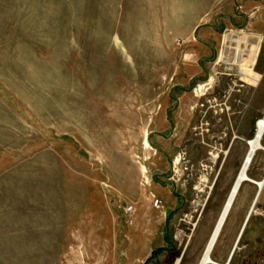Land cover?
<instances>
[{"label":"rangeland","instance_id":"obj_1","mask_svg":"<svg viewBox=\"0 0 264 264\" xmlns=\"http://www.w3.org/2000/svg\"><path fill=\"white\" fill-rule=\"evenodd\" d=\"M262 118L264 0H0V264H198ZM262 194L229 264L264 259Z\"/></svg>","mask_w":264,"mask_h":264},{"label":"crops","instance_id":"obj_2","mask_svg":"<svg viewBox=\"0 0 264 264\" xmlns=\"http://www.w3.org/2000/svg\"><path fill=\"white\" fill-rule=\"evenodd\" d=\"M232 22H233L232 19H230L228 21L227 20L224 21L225 24H232ZM221 40H222L221 36L219 35V33L215 30V28L213 26H207V27H204V28L198 30L196 35L191 38V40H190L191 41V44H190L191 52H190V54H187V55H188V57L191 58L190 59L191 61H194L192 65L196 68H197V66H199L200 70H199V72H196V73L191 72V74L189 75V81L190 82L195 81L196 78L199 77V75L205 74V68H204L205 64L210 63V60H211L208 57L209 49L212 45H214L218 51ZM214 56L216 57V55H214ZM213 59H214V57H213ZM194 67H193V69H196ZM246 136H247L246 138H248L249 134ZM255 158H256V163L258 164V167L259 168L264 167V164H262V163H264V154L259 155V153H258ZM254 176H255L254 180H260V178H261V177H258L256 175H254ZM253 185H254V183L250 184V182H249V184H244L241 188V191L244 189L246 194L243 197V199L240 201L239 205L241 208H239V212H238L237 216L235 217L234 222L230 226V229L228 230V233L226 235V238L223 242L222 247L216 252L215 258H213V260L217 264H222V263L228 262L229 258L231 257V254H232L231 251H233L232 249H234V247L236 246V249L233 253V257H234V254L238 248V245H239L240 241L242 240V237L246 234L248 226L250 225V221H252L251 217L253 214H252V212L250 213V208L253 204V201H254V198H255V195L257 192V191H255V187ZM262 195L263 194L261 192V194L258 196L259 198H257V202L259 201V199ZM238 197H237V199H238ZM237 199L235 200V203H236ZM256 203H255V205H256ZM247 216H248V220H247L248 222L246 221L247 225L245 227L244 222H245ZM201 237L199 238L197 244L195 245L193 253L199 248L198 246H199ZM255 239H256V234H255V231H253L249 236L248 243L246 244V246H248V248H250V250L252 248H255L254 247L255 246ZM154 251H155V253L153 254ZM154 251H151V254L149 256H147V258H145V260L140 261L139 264H163L165 258H163L161 256V254L158 256L156 255L157 252H159V251H157V250H154ZM233 257H232V259H233ZM148 260H149V262H148ZM179 261H180V258L177 259L176 264H178Z\"/></svg>","mask_w":264,"mask_h":264},{"label":"bare ground","instance_id":"obj_3","mask_svg":"<svg viewBox=\"0 0 264 264\" xmlns=\"http://www.w3.org/2000/svg\"><path fill=\"white\" fill-rule=\"evenodd\" d=\"M248 66H249L248 62H244V67H243L244 73L242 74L243 77L241 80L250 84L249 83V81H250L249 77H251V76L248 72H246L249 70ZM256 82H257V80H256ZM251 84H253V83H251ZM263 139H264V119H261V121L256 125V132H255L254 136L252 138L246 140L247 145H248V151H247V153L243 159L242 165H241V167H240V169H239V171L235 177V180H234L233 185L231 187V190L229 192L228 198H227V200H226V202H225V204H224V206H223V208H222V210L218 216V219L214 225L213 231H212L210 238L206 244V247H205L204 252L201 256L199 264H217L213 260V257H212L213 250L217 245L219 237H220L226 223L228 222V218L231 214L235 200L239 196L241 188L245 182L254 183L257 186V192L255 195L253 204L250 208V211L252 212V214L255 213V207L254 206H256L255 203L257 202V195H258L260 189H261V192L264 189V177L261 180H254V179H252V177L249 176V170H250L257 154L260 151H262L264 153ZM146 145L149 146L147 141H146ZM261 192H260V194H261ZM247 220H248V216L244 222L245 227H246L247 222H248ZM232 257H233V254L229 259L231 260ZM222 264H229V263L225 262Z\"/></svg>","mask_w":264,"mask_h":264},{"label":"built area","instance_id":"obj_4","mask_svg":"<svg viewBox=\"0 0 264 264\" xmlns=\"http://www.w3.org/2000/svg\"><path fill=\"white\" fill-rule=\"evenodd\" d=\"M231 40L234 42H236L237 46L235 48V53L233 56H231V49H230V45L226 46L225 48H223L224 46L221 47V52H224V54H222L220 61H222L223 63H225V68L230 70V75L232 74L231 72L236 70V72L239 74H243V67H244V62L246 60V58H248V56H250V53L247 50V46L245 48L240 49V40H236V39H232ZM223 50V51H222ZM229 66V67H227ZM264 119V118H262ZM261 121L258 120L257 124ZM256 124V125H257ZM198 205H200V203H198ZM153 206L157 209L160 210V208L163 207V202L162 200L159 198H155L153 200ZM205 207V203L202 205V210ZM134 207L132 205L128 206L125 208L126 212H133ZM259 264H264V259L261 260V262Z\"/></svg>","mask_w":264,"mask_h":264},{"label":"water","instance_id":"obj_5","mask_svg":"<svg viewBox=\"0 0 264 264\" xmlns=\"http://www.w3.org/2000/svg\"><path fill=\"white\" fill-rule=\"evenodd\" d=\"M260 192H261V189L259 190V193H258V195H257V198H258V196L260 195ZM250 213H251V211H250ZM235 249H236V246L234 247V249H233V251H232V254L234 253ZM232 254H231V256H232ZM229 260H230V259H229ZM228 263H229V261H228Z\"/></svg>","mask_w":264,"mask_h":264},{"label":"trees","instance_id":"obj_6","mask_svg":"<svg viewBox=\"0 0 264 264\" xmlns=\"http://www.w3.org/2000/svg\"><path fill=\"white\" fill-rule=\"evenodd\" d=\"M155 253V251L153 252V254ZM148 262H149V260H148Z\"/></svg>","mask_w":264,"mask_h":264}]
</instances>
